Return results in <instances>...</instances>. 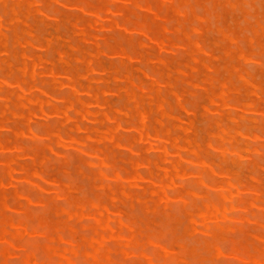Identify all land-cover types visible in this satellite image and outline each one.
Instances as JSON below:
<instances>
[{
    "label": "bare ground",
    "instance_id": "obj_1",
    "mask_svg": "<svg viewBox=\"0 0 264 264\" xmlns=\"http://www.w3.org/2000/svg\"><path fill=\"white\" fill-rule=\"evenodd\" d=\"M92 1L89 2V1H85V0H80V1L79 0L78 1L67 0L66 2L69 4L70 3H75V4L83 3L84 4L85 3L86 5L89 2V4L92 5V3H91ZM96 1L97 0H94L95 4H98V3H100V4L102 3V4L96 9V11H94L95 12L94 15L91 13H88L89 15L91 14V16H90V18H87V19L81 17L82 15L84 16L85 14H86L85 16H88L87 13L81 15V12H79L80 10H78V8L79 7L81 8V6H79L77 8V7H75L74 4L71 5L72 9H73V7L77 8L78 13H80L81 16H79L77 14L76 17L73 16L74 18L70 17V18L74 19V20H69L70 23L77 30V33H79L81 35L82 41H85V42L89 41L95 45V47H93V45H91L93 47V51H85V50H83L84 48H81L79 46L77 47L78 51H77V54L75 55V60L77 62L79 61V62L83 63L85 67L84 66H82V67L86 68L85 70H87L89 73H92V75L90 74L91 75L90 77H88V78L86 77L87 79L90 80V82L89 83L86 82L87 84L83 85L81 82L79 84L76 81H74V82H76V84L72 83V79H73L74 74H75V72L73 74V70L66 69L63 67L61 69V68H58L57 66H53V65L50 67L46 66L45 63L48 62L47 57H44V55L42 53L37 52V49H39V47L40 48L43 47L45 44L42 42L40 37L35 33L34 25L30 24L29 14H27V12L23 10V8H26L28 10V12L31 13V11L36 10L38 6L42 7L45 5V3H52V4L56 3L57 4V3H59L58 0H0V3L3 5H6L7 3H14V5L11 6V8H10L11 12L5 11L8 18H5L4 17L5 15L3 16L2 13H0V152L1 151H3V152L9 151V150H12V152H13L11 154L10 153L7 154L10 156L4 155V153H2L4 158H3V156L0 155V157H1L0 161H1V159H3L4 161L3 160L2 161L4 163L3 162L2 163L5 164L3 166L6 167V168H4V170L5 169L6 170H5V172L3 171V175H1V173H0V242H3L2 248L0 245V264H7L6 259L10 254V248L15 247V246L20 247L21 249H24L22 251H26V254L21 255L22 253H24L21 251L20 256L21 257L23 256V257L22 258L18 257L17 261L10 262L9 264H17V263L18 264H116L117 262H115V256H116V258H117V255L119 256V254H117L116 251H118V252L120 251L122 254H124L125 255L124 258H126V256H129V255H134L137 257V258L136 257L135 258L138 259L137 263H139V261H140V263H142V264H143V262H144V264H193L195 262V260L192 261L190 259L191 261H189L188 257H190V256H187V255H189L190 252L194 253L193 251L189 252V251H187L188 248H185V247L182 248V250H179L180 248L177 247L178 250H176L175 246H173V242L176 241V238L178 235V234H176V232H179V234H180V231H181V233L184 234V228H186V232H188L190 230V232H188L189 234L196 233V235H197V233L199 234L201 232H207L208 234L210 233V236L212 234V239H211V237L207 236V238H210L211 241L210 240L207 242H206V240L204 241V242H206V243H204L206 246H203L204 247V249L202 251L203 254H205L204 253L205 248L209 245V247H211L214 250V253H213L214 256L217 255L220 257L225 251H229L232 254V256L234 255L235 257L237 256L240 258L239 264H264V198L262 196L263 195L262 187L264 188V184H259V183H257V185L251 184V183H255L256 180L258 179V175L260 174L259 173L260 170L258 168H257L258 170H256L255 168H254V170H252V172H254V175H252V179L253 180L256 179V180H255V182L250 183L249 181H251V180L250 179L247 180L248 178H246V176L242 177L241 174H239V176H238L237 175L238 173L237 174L233 173V170L231 172L230 170H228L229 169L228 167H225V168H228V169H225L221 165L222 164L221 161L223 160V158H221V155H220V158L222 160H219L220 163L217 164L216 161H214L215 160L214 158L218 157L219 155L213 157L214 154H212V153H215V150H217L215 155L217 154L218 150L223 152V155L227 152H233L235 155L239 156L240 158H243V159L247 158L250 160V162H251V160H253V162H251V164L253 163L252 166L250 165L251 167H254V166L256 167V165H258L261 160H264V106L262 104L264 101V61L258 60L259 62H257L259 67H257L256 70L258 71V76L261 79L260 78L258 79L257 75H254L247 68H245V67L239 68L233 64L234 58H240V59H244V60L249 59V57L247 55L248 53L245 52V50L248 47L246 49H243L242 47H246V44L242 45V43H241L242 47L240 45V41L242 42L241 33H242V37L246 38L249 41L250 45L255 44L254 46H258L260 48V50H261L260 55L264 54V22L262 23L259 20L258 17H261L260 14H258L259 16L258 15H252L253 17H255V20L254 19L252 20V18L247 16V17H249V19L246 18L245 19L246 22L245 21L240 22L242 24L244 22L247 23L246 25H244V28H242L241 31L234 29L233 26H231L233 29H231L230 26L226 27V29L219 27L220 31L222 33V38H221V36H220V38H221V41L224 42L222 47H223V51L226 55L225 64L223 66L226 73H222L220 68L217 69V68L211 67L210 69L212 70V73L215 72L216 74H214V75L209 74L208 76H206L207 78L204 79L205 77L201 78V76H202L201 74L195 73L197 71L193 72L197 75H201V76H199L200 77V83L197 84V82H196L197 85L202 86V85H200L203 83V81H201V79H203L205 82L209 81L208 83L211 84V86L209 85L211 87V91H210L211 93L209 95H207L204 92V94L208 96V97L207 96L206 97L209 99V100L207 99L209 102H206V103H209V104H207V106L205 104L204 105L201 104V103H205L204 101H202L203 99L201 100L202 102L199 100V99H201V96L204 98L203 90L207 86L203 85V88H201L202 91L199 89V86H197L199 93L203 94V95L202 94L199 95L200 98L198 99V101L201 102V103H199V105H201V106L203 105V107L206 106L205 110H206V113L208 114L206 117H208L210 115L208 117L209 120L212 122H216V124H217V129H216V128H214L215 126H213V125H216L215 123H213V125H212L211 124L212 122L207 121V122H210L209 124L212 125L213 126L212 128H214L216 130V131H214L211 128V132H212L211 136L209 135L208 136V137H210L209 140H206V142L208 141L206 147H210L211 150L212 149L214 150L213 152L211 151L213 160H210L211 158H208V157H211V156L206 157L208 150L207 149L205 150V148L203 147V145H205V143H203L201 146L200 142L197 141V138L199 140V136L196 137L195 132H194V129L196 126L195 122H197V121L194 122V120L192 118L185 117V116H182V118L185 117V118H189V119L187 121H185L186 119L185 120L182 119L180 116L181 114H179V113H181V112H179L180 110H178V113H175V109H177V108L172 105L173 103L171 104V100L168 98L170 95L176 94V96H177L176 106L177 107L180 106V107H183L186 109L188 108V104L193 105V107L190 105L189 108H191V109L194 108L195 105L198 104V102H197V104L194 103L196 98L192 99L190 97V100L192 99L194 101H192V100H191L192 102L186 101L185 100L186 97H184V95L182 98L179 94L180 92L177 93V91H175L177 84H179L178 82L181 81L185 84L186 74H189L191 72L187 67H185L188 69V73H187L186 72L187 69L182 68V67H184V65L181 66L182 64H184V61H186L185 59H184L183 63L180 62V65L177 66L176 62L174 60L175 57L173 58L172 62L175 63L174 66L176 65V67H177V69L176 68L174 69V72L177 70L179 73L178 74L179 76H176V75L174 76L172 74L173 73L172 69H171L172 67L170 66L171 70L169 72H170V74H172L175 77L174 79L172 78L171 75H168L169 74L168 70H167V74H166V72L162 73V71H160L161 69L159 70V67L158 68L151 67V69H150L151 75H150L149 71L146 70L144 68V66L140 65L148 72V73H146V76H148V78H152V81L147 82V83L141 82L139 79L140 78L139 76H135L139 81L134 77L135 81L136 80L138 81V82H135L134 79L131 78V75L133 74L132 72L134 70H132V71H130L131 69L129 70L132 74L127 70H126L127 71L126 73H123L121 71L123 73L124 77L127 79V81L131 83V86L124 89L123 90L124 92H122V94H124L123 99L125 100V102L123 100H121V101H123L124 103L127 102L126 104H124V103L122 104V102H121V105H120L119 103H117L118 101H116V100H114L116 102L113 101L112 97H110L111 96L110 94L112 92H110V94H108V92L110 90L107 91L109 84L106 86L107 88L103 87L101 84H99V83L103 82V80H101L103 78L102 76H101L102 78L99 77V78H101L100 80L102 82L100 81L97 83V84L101 85L102 87L97 86V85L95 86L92 82L95 81V80L93 81V74L95 72H97V70L99 68L101 71L103 70L101 65H103L104 62L101 64L96 59L97 55L102 53V52L103 53L104 52H110V53L112 52L113 56L120 55L123 57H128L132 60H134L135 58H137L139 56H140L139 58H142L143 60H147V59H149V56H150V51L145 50L147 52L141 53L139 50L131 49L132 45H134V44L129 45L126 43L129 41L126 39V38L129 39V36L127 37L126 34H124L125 32L124 33L120 32L119 36L120 35L126 36V38H125L126 42L124 41V43H126V47L128 48V46H129L131 50H128V49L126 50L125 48L119 46L121 43L116 46V44L119 43V41L116 42L115 41L116 39H113V41L116 42L115 44H113L114 42L112 43L111 40H109L107 38L109 36L107 34H106L107 37L102 39L104 36L101 35V33H99V32L103 28L106 29L107 27H108L107 30L111 31V32H113L116 29L120 30V31H122V30L129 31L130 29H132V32L135 34V36H132L133 42H134V40L138 39L136 34L137 35L138 34L144 35L145 37H148L150 42L147 40L148 38H145V37L144 38H145L146 42L148 41L149 44L150 43L152 44V48H150V49H153V50L158 49L159 50V51L156 50V52H159L158 55H156V53H155L156 56L152 55L150 57L154 56L155 58H157V59L154 58L153 60H154V62H155V60H157L159 64L168 65L169 63H167V62L172 59V57L170 60H168L167 57H164L165 54H162L163 52H165V53L167 52L166 55L168 54L167 55L168 57H170V55H171V54L169 55V53L176 52V54H174V56L176 55L178 57L179 52H181L183 54V52H185V51L187 52L188 50L189 51L191 50L193 52L192 53L193 56H191V57H193V59L195 61V63L193 61V64H196L195 66H191L192 69L199 71L200 67H198V66L200 64H205V66H208V67L212 66L213 64L211 65V62L207 63L205 61L206 58L203 59L199 54L202 53V55H205L203 53H208L207 49H205L207 47H205V44H203V39L201 36V34H202L201 29L205 28L206 26H210L207 24H211V23L214 24L213 19H214L215 15L214 14L212 15L214 17L211 18L213 21V22L211 21V23H210V21L208 22V20H207V22H208L207 23L204 19L205 17L199 18L200 19V22H199L200 26L199 27H197V26L195 27L194 25H193L194 27L192 26L196 30V33H198V38L195 36L196 39H194V40L190 39L189 43L186 42V46L184 47L185 51L184 50L180 51V50H182V47H183L181 45V43L183 41L182 37H184V36H180V33H181L180 27L178 25L176 27L174 24V26H175V28H174L172 21L169 20L167 18V16L165 15L166 13L164 15L162 14L160 16L157 12L156 13L153 12V10L150 8V6H148L149 11H151V13L155 15V18L158 19L160 22L157 21L156 25L153 22L151 23L150 19H152L153 17L150 16L149 14H146L142 19L143 21L140 23L139 20L135 21V20H132V18H131L132 16H134L133 18H137V17H135L136 14L135 15L132 14V16L129 15V12H131V11L133 13L135 12L134 9L131 11H127L128 13L126 12L127 13L126 14L125 13L126 8L123 7V5L120 4L116 8L112 7V5H110L111 8H113V9H111V8H109L110 6L106 4V3H110V4L111 3H126V4L127 3L128 4L129 3H150V1H148V0H99L97 2ZM207 1H208V4L209 3H223V2L224 3H230L233 7H235L234 3H238V0H207ZM254 1L258 5L257 1L259 2L260 0H257V1L254 0ZM188 2L190 3V1H187V3ZM155 3H182L183 4L186 2H185V0H156ZM244 3L248 4V3H253V2H252V0H244ZM192 4H194V2ZM196 4H198V3H196ZM246 4H244V5L246 6ZM90 5H89V7L88 6L86 7L85 5L82 7L83 8L85 7L84 10H89L92 7V6L90 7ZM161 5H163V4H161ZM201 5H200V7H201ZM107 6H109V7H107ZM124 6H126V5L124 4ZM217 6H220V5H217ZM263 6H264V4H263ZM221 7H223V6L221 5L220 7H217V8H220V10H222ZM253 7L254 6H252L251 9ZM54 8H56V7H54ZM83 8H81V9H83ZM171 8L174 9L175 7L172 6ZM192 8H194V7H192ZM229 8H232V7H229ZM72 9H70V11ZM251 9H250V11H251ZM258 9L260 10L259 5H258ZM20 10H21V12L19 13ZM128 10H130V9H128ZM238 10H240V9H238ZM178 12L180 14V17H181V15H183V16L188 15V14H186L187 12L185 10L181 11L180 9H178ZM214 12L212 9V13H214ZM236 12H237V7H236ZM57 13H55V14H57ZM69 13L70 12H67V14H69ZM72 14L73 13H70V15H72ZM190 14L192 15V13H190ZM206 14H207V16H209L208 12L205 13V15ZM229 15H231V14H229ZM245 16H246V13H245ZM176 17H177V15H176ZM50 18H52V17H50ZM53 18H55V17L53 16ZM219 18H221V17H219ZM138 19H139V17H138ZM211 19H209V20H211ZM216 19H218V18L216 17ZM153 20H154V18H153ZM176 20L177 19L174 18L173 22L176 23L177 22ZM189 20H187V22ZM229 20H231V19H229ZM231 21H229V22H231ZM103 22L105 24H103ZM166 22L172 23L171 24L173 26V27H171L172 33H170V34L175 35V37H170L169 34L167 35V31L169 29H171L168 26H171V25H167L168 23H166ZM178 22L181 23V24H179L180 26L182 25V23L184 24V22H181L180 20ZM221 22H223L222 19H221ZM221 22H220V24H221ZM234 22L232 21L231 23L233 24ZM60 23H63V22L60 21ZM150 23L152 25L154 24L155 26H157V29L155 32L153 31L152 36H149L152 32L151 31L152 26L150 25ZM197 23H198V21H197ZM217 23L219 24V19H218ZM227 23H228V21H227ZM36 25L38 26L39 24L36 22ZM154 25H153V28H154ZM186 25H188V24L186 23ZM191 25H192V23H191ZM222 25H224V24H222ZM54 27H56V26H54ZM54 27H52V28H54ZM61 27H64V26L60 25V28ZM240 27L241 26L239 25V27H237V28L240 29ZM70 28H72V27H70ZM182 28H184V27H182ZM187 28L188 27H186V29ZM54 29H56V28H54ZM67 29H65V31L68 32L69 30H67ZM206 29H208V28H206ZM244 29L247 30V33H252V34L248 35V34L244 33L245 32ZM47 30H49V29H47ZM183 30L185 31V29H183ZM52 31L55 32V30H52ZM108 31H105V32H108ZM209 31H211V29ZM58 32H60V31L58 30ZM73 32H75V31H73ZM182 33H184V32H182ZM213 33H215V32H213ZM243 33L245 35H243ZM61 34L63 36V33L60 32V35ZM102 34H104V33L102 32ZM116 34H117L116 37H118V33H116ZM215 34L213 35V38H214ZM207 35H208V37L210 36L209 34H207ZM219 35H220V33H219ZM51 36H54V35L51 34ZM134 37H136V38H134ZM185 37H186V35H185ZM203 37H205V36H203ZM11 38H13V48H11V45L9 44L11 41L10 40ZM73 38L75 40V37H73ZM122 38L124 39V37H122ZM141 38H140L139 43H143V45H145V46L148 45L147 43L144 44L145 42H143L142 41L143 39L141 40ZM205 38L207 39V37H205ZM101 39H102L103 43H102ZM177 39H179V40L181 39L182 41L179 42V40H177ZM119 40H120V38H119ZM176 40L179 42L180 45L178 44V42ZM211 40H209V42ZM244 40H243V43H247ZM215 41L214 42L216 44L217 40H215ZM122 42H123V40H122ZM206 42H207V40H206ZM74 43L75 42H73V45H75ZM137 43L138 42H136V44ZM88 44H90V43H88ZM207 44H208V42H207ZM215 44L212 42L211 44H208V46L211 45V47H212V45H215ZM46 45L48 48H50V50L53 48V45H52L50 40H48ZM83 45H85V44H83ZM137 45L139 46V44H137ZM138 46H137V48H139ZM149 46H151V45H149ZM87 47H88V45H87ZM213 47H215V46H213ZM59 48H61V46ZM74 48H75V46H74ZM216 48H219V47L216 46ZM89 49H91V47H89ZM209 49H211V48H209ZM212 49L215 50L214 48H212ZM249 49H251V48H249ZM218 50H216V51H218ZM189 51H188V53H190ZM186 52H185V54H186ZM59 53L61 55V60L67 61L66 60L67 58L65 57V56H67L66 51L65 50L63 51L62 49H60ZM104 54H106V53H104ZM112 54H110V55H112ZM254 54H255V58L257 59L258 54L257 53H254ZM106 55L110 56L109 54H106ZM52 56H53V54H52ZM103 56H105V55H103ZM103 56L101 55V57H103ZM215 56L217 57V55H215ZM215 56H213V57H215ZM48 57H49V55H48ZM71 57L72 56H70L68 59H70ZM183 57H185V56H183ZM183 57H181V59ZM104 58H106V56ZM117 58H119V57H117ZM139 58H137L136 60H139ZM186 58H187V56H186ZM189 58L190 57H188V60H189ZM119 59H121V57ZM119 59H117L115 61L118 63L119 66H121V64H120L121 62L119 63ZM98 60H100V59H98ZM134 62H135V60H134ZM189 62L192 63V59ZM136 63H138V62L136 61ZM143 63H144V65L146 64V66H147L148 62L147 63L143 62ZM155 63L152 64L151 66L155 65ZM173 63H170V64H173ZM129 64L133 65V63H129ZM186 64H188V62H186L185 65ZM215 64H214V66L217 65V64L216 65ZM113 65L116 66V64H113ZM114 66H112V67H114ZM124 66H121V67H124ZM167 67L169 68V66H167ZM201 69H203V66ZM85 70H83V71H85ZM140 70H141V68H140ZM145 70H143V71L145 72ZM101 71H99V73H101ZM164 71H166V70H164ZM136 72H138V71H136ZM99 73H97V74L99 75ZM120 73H118V74H120ZM104 74H105V72L103 71V75ZM107 74H110V73H107ZM107 74H105V75H107ZM113 74H116V72H113ZM255 74H257V72ZM84 75H86V74L84 73ZM123 75H121V76L118 75L117 77H119V76L122 77ZM136 75H137V73H136ZM166 75H168V76L166 77ZM190 75H191V73H190ZM57 76H62L61 81L57 80V78H58ZM190 77L187 76V78H190ZM86 78L82 77V80L83 79L87 80ZM194 78H196V77L194 76V77H192V79L190 78L192 83H193L192 80H194ZM234 78L236 79V82H235ZM146 79L144 81H146ZM190 79H187V81H186V83H190V85L188 84L189 86L186 84V86L183 87L184 84L181 83L182 84L181 87L183 89L184 88L186 89L190 86L192 87V83L190 82ZM148 80H151V79H148ZM77 81H78V79H77ZM142 81H143V79H142ZM115 83H118V82H115ZM112 84H114L113 81H112ZM237 84L240 87L244 86L245 91H246L245 93L247 96L242 97L243 98L242 100H239L238 98L233 97L235 95V93L240 92V87ZM104 85H106V84H104ZM114 85H117V84H114ZM123 85H124V82H123ZM126 85H124V86H126ZM55 86H58L61 89L62 88L63 89L68 88V91L67 92L63 91V93L64 92L65 93L62 94L60 97L59 96L57 97V95H55V92L57 91L58 88L55 89L56 91L54 92ZM114 88L115 87L112 86L111 89L114 90ZM116 88H119V86ZM178 88H179V86L177 87L176 90L182 89V88H179V89ZM61 89L60 90L58 89L57 93L62 92ZM116 91L117 90L115 89L114 93L118 94ZM187 91H190L189 88ZM181 92L184 93L183 90H181ZM100 93L101 94L105 93V94L110 95L109 98H111L113 103H115V106L117 103L121 107L120 106L119 107H113V105L112 106L108 105L110 103L107 102V98L106 97L101 98ZM199 93H197V94H199ZM122 94H119L120 95L119 98H122L121 97ZM188 95H189V93L187 94V96ZM196 97L198 98V96H196ZM172 98H174V97L172 96ZM207 100H205V101H207ZM232 101L234 103H232ZM199 105H198V107H199ZM91 107L98 108V111H91L90 110ZM215 107H217V108H215ZM195 108H197V107H195ZM195 108L192 109V112L195 111ZM231 108L236 109L235 112H232V110H230ZM237 109H240L241 112H238ZM201 111L204 112V110H202V109H201ZM197 113H198V111H197ZM204 113H202V114H204ZM49 114L57 117L56 118L57 120H55L56 122H54V124L53 123L49 124L50 122L48 121L49 123H46V122L41 123L40 124L41 126L39 128L37 127V129H35L32 126L33 123H35L36 121H39L38 119L43 118V120L44 119L46 120L45 116L49 115ZM189 114H190V112H189ZM191 114H193V113H191ZM197 115H199V114H197ZM200 115H201V113H200ZM225 115H227V117L232 119L233 121L237 122L236 126H238L239 120H242V121L243 120H251L255 124L250 123L252 126L245 124V126L247 128L246 131H243L240 128H232L233 126L231 127V125L229 123L225 122L226 120L223 119V118H226ZM129 116H134V118L132 117V119L130 120ZM187 116H189V115H187ZM194 116H195V114H194ZM202 116H200L201 120H198V121H200V122L205 121V120H202V118H203ZM208 118H206V120ZM86 121L87 122L89 121L90 124L87 123ZM105 121L108 123H106V125L104 126L103 124L105 123ZM39 122H41V120ZM202 124H203V122H202ZM202 124H199V125H202ZM207 124H204V125H207ZM209 124H208V126H210ZM231 124H232V122H231ZM208 126H206V127L208 128ZM198 128H199V126L196 127L197 130H198ZM201 129H202V127H201ZM201 129H199V130H201ZM206 129H204L203 131L204 132L210 131V130H206ZM128 130L129 131L131 130L130 133H132V134H129V133L126 135L123 134L125 131L127 133ZM132 130H133V132H132ZM233 132L236 133L237 135L240 134L241 136H243L242 138L239 137L240 139L247 138L249 140H247L245 142V139H243L244 140V144H243L242 143L243 141L241 142L235 138ZM206 133H204V134H206ZM199 134H200V131H199ZM23 137L30 138L28 140L32 139L30 141V142L33 141L31 147L25 145V143L23 142V139H22ZM203 138H206V136L205 137L203 136ZM203 138H202V140H204ZM30 142H29V144H31ZM151 144H155V145L161 144L162 146H164V148H163V150H161L158 153L159 155H155L154 158H152V155H149L147 153V151H146L147 156L149 155L150 157L149 156L146 157L145 156L146 153L143 156V152L145 150H148V147H150ZM67 145L68 146L71 145L70 147H73L75 149V151L78 152V154H80V155L82 154L81 156H83V157H81L80 161L81 160H82V162L84 161V165H86V166L88 165V168H89V174L87 176H89L90 181L93 183V185L95 187H98L99 190L103 189L102 193H100V191H99V193L97 192L98 198L95 196L94 197L95 199H93V198L89 199L88 197H89L90 193H87V195L89 194L88 197H87V195H86V197L82 196V195H84L83 192H85V193L87 192V191H84L85 189L83 190L82 187L85 188L86 186L85 185L82 186L79 184H78V186H75L76 183L74 184L70 179L72 177L70 173L71 172L73 173V171H71V172L69 171L70 175L68 173H66L69 175L68 181H71V182H68L66 179H64L65 177L64 178L61 177V176H66V175H62V172H63L62 170L64 168L62 169L61 167L60 168L62 169L61 170L62 172L60 170H59V173L57 172L59 174V176L61 174V176H60L61 179L53 178L54 176L51 177L50 172H53V171L52 170L49 171V167L52 169L53 166H50V165L53 162L51 164H49V163L52 161L53 158L50 156V154H52L53 156L55 155V158L58 161L57 164L61 163L60 166H63L62 165L63 163H67V165L69 164L68 166H70L71 160H70V162L68 161V157H69L68 153H67V155L62 153V152H64L62 150L63 148L67 147V149H70V147H68ZM73 148H72V150H74ZM116 148H117V152L120 151V150H118V148H120V149H122V151L124 149L125 150L127 149V151L129 150V154L130 153L131 154L129 156L126 155L128 157H126L124 155L127 158V159H124V156L120 155L121 152L119 155H118V153L116 154L114 152V151H116V150H114ZM76 149H78L80 151H77ZM87 149H88V151H87ZM48 150L50 152H47ZM85 150L87 153L90 152V156H92V154H94L92 157L96 156L97 159H96V157H94V158L98 161V163L88 160L89 155H86V153L84 152ZM124 152L126 153V151H124ZM124 152H123V154H124ZM83 153H85V154H83ZM205 153H206V155H204ZM246 153L248 156L245 155ZM115 154H116V156L118 155L117 156L118 160H116L117 157H115ZM255 154L259 155V157H255V159H254V158H252V156ZM76 155H77V153H76ZM5 156H7L8 158H6ZM86 156H87V158H86ZM119 156H123V158H121ZM71 158H73V157H71ZM120 158H121V161L127 160L124 163L129 164V166H130L129 169L126 168V167H129L128 165L124 164V165H126V167H124L123 165L121 166V164H123V163L119 164L121 162ZM230 158L232 160V157H230ZM247 159H245V160L247 161ZM28 160H31V163H33L34 166H32ZM117 161H120V162L118 163ZM246 161L241 162V163L245 164ZM139 162L142 163L143 168L141 170H139L137 167V164ZM160 163L163 164V171L160 172L163 174H161V175H159V172H158V174L156 173V171H157L156 169H154V171L156 170L155 172L152 170L153 168L151 169V167H154L153 165H156L158 167ZM187 163L188 164L189 163L194 164V167L192 168ZM57 164H55V165H57ZM74 164H75V162L73 163V165ZM242 164H240V166H237L238 168L241 167V171L243 170L242 166H241ZM245 165H247V163ZM14 166H16L18 168V173L22 174L21 178H24V179L30 181V183H32V185L34 184V186L36 183L37 195L31 197L30 196L31 194L28 193L29 196L27 197L25 193H27L28 191L27 192L25 191V193L22 192V190H20V189H16L14 192L11 191L12 181H13L11 173H12V170L14 169L13 168ZM57 166H55V167H57ZM68 166H67V168H68ZM79 166H77V168ZM258 167H261V165H258ZM60 168H56V169H60ZM79 168H81V166ZM85 168H87V167H85ZM247 168H249V167H247ZM56 169H55L54 173L56 172ZM74 169H75V167H74ZM231 169H233V167ZM65 170H66V168H65ZM83 170L84 169H82V175L81 174L80 175L82 177L87 178V176H86L87 170H86V173L84 171L85 175L83 174ZM239 170H240V168L238 169V171ZM244 170H246V168ZM66 171L68 172V169ZM57 173H56V175H57ZM74 173L76 175L78 172H74ZM247 174H250V173H247ZM52 175H54V174H52ZM80 175H79V177H80ZM215 175H222V177L224 176V179L217 180V179H215ZM73 177H74V175H73ZM79 177H78V179L80 180L82 177L81 178H79ZM180 177H182L183 179H179ZM240 177H242L243 180H245V178H246L247 183L249 182L250 185L245 184L246 182L244 183L240 179ZM85 178H83L85 180V182H86V180H89V179H85ZM74 179H77V178H74ZM106 180L109 181V183ZM110 180H116L119 183L112 184L111 182H113V181L110 182ZM21 181H23V180H21ZM90 181H88L89 185L91 183ZM76 182H78V181H76ZM148 182H149V185H147V184L144 185V183H148ZM16 183L20 184L22 182H20V180H19ZM79 183H80V181H79ZM260 183H262V182H260ZM93 185L92 184L90 185L91 190H95L92 188ZM113 185H117V186L114 187ZM258 185H263V186H258ZM48 186H50V187L52 186L53 191L51 190L52 191V192H50L51 194H48V196H47V194L45 193V190L50 188ZM78 187H79V189H82V190H79ZM214 187L219 188V189L216 191V193H213V195H214V197H213V196H211L210 190ZM88 188H90V187H88ZM91 190H89V191L91 193L93 192L92 194H94V191H91ZM138 190L139 191L141 190V191L139 192ZM81 191H83L81 195H79V193L77 194V192H81ZM142 191H144L146 194L147 193L149 194L148 197L150 196V200L141 202V200H144L143 197H141L143 199L139 198L140 197L139 195L141 194ZM10 193L15 198V202L13 203V205L10 203L11 201H9V200L13 199L12 195H10L11 198H8ZM146 194L143 193L142 195L146 196ZM93 196H91V197H93ZM233 196H234L235 200L227 206L225 204V201L228 198L233 197ZM136 197H137V199H136ZM148 197H146V200ZM51 199L52 200L58 199V201H59V199L60 200L62 199L66 202V204H57V201L56 202L54 201V203L57 204L55 206H51L48 204L49 208L54 207L55 212L57 214H59V216H56L57 215L56 214V215H54V217L56 216L57 219H59L58 217L61 216V218L59 220H57L56 222H54L53 224H51V223L55 218H53L51 220V222L49 221L50 220V218H49V220H48L49 223L47 222V220H45V218L39 219L38 223H32V222H35L34 220H36V218H34V216H33L34 220L32 218V214H35V213H33L35 210L30 211V209L27 207L28 203H27V205H25L24 202L25 201H27L29 203L31 202V205L29 204L31 207H33L35 202L40 203L39 207L41 208V204L47 205L48 201ZM129 199L131 200V202H133L132 201L133 199H134V201H135V199L140 200V202L138 204H142L143 212L146 211L145 218L147 216V213H149L151 215L153 213V214H155V216H157V215L159 216L160 211H161V213H163V212L166 213V214L163 213L164 214L163 216L166 215V218L164 217L167 220V221H165V224L169 225L168 226L169 228H171V227H170V222L168 219H170L169 217L173 212L168 211L169 214L171 213L169 215L167 213V209L171 205H174L175 200H176V203L177 202L181 203V205L179 204L181 207L177 204V206H179V209L176 210L177 208H174V210H176L177 212L179 211V213H180V211H182V209L185 210V212L187 211L188 214L185 216L183 215V216L185 217L184 220L188 216V221L186 219V222L187 223L189 222V223H188V225L185 224L186 226H184L183 228L181 226H183L184 224L181 223L182 225H180V229H179L180 231L178 230V227H177V230H175L173 232L170 229L167 230V231H170V233H168V234H173L175 232L174 235L176 236V238H174V241L171 243V245L164 246L161 244L162 240L159 239V237H161L162 235L165 236V234H166L165 230L167 228L165 227L166 228V229L164 228L165 230H163V228H161V230H163L162 232H160L162 235L160 233L159 234L161 236L158 235V232H156V230H155L156 228L154 227L155 228L154 229L153 226H149V225H152L153 223H157L158 217H157V221H156L155 220L156 218L154 215H153L154 218L152 217L153 219L151 218L150 215H148L150 217L149 218L147 217L148 219L146 220V222L144 220L145 223L143 222L144 223L143 225L145 226L147 221L151 218L153 223L151 222V224H148L146 226V229H147V227H150V228L152 227V229H154V233L151 230L152 231L151 235H149L150 233L148 231V235L147 236L144 235V236H146L147 239L140 242L139 238L142 240L143 234L144 233L146 234V232H147L146 229H145L146 232L145 231L142 232L145 227H143L142 231L141 230L139 231V228L140 227L142 228L143 225H142V223L141 224L137 223L138 222L137 220L141 221L142 217L138 218V217H140V215H139L138 217L136 216L137 217L136 218L134 216V214L131 213L132 211H130V212L126 211L127 209L125 207L124 208L126 210L122 209L121 207H120L121 210H118L119 209L118 205H116L117 207L115 206L116 203L117 204L119 203V205H120V203H124V206H126L125 202H127ZM198 201H201L202 203L199 204ZM131 202H129V203L127 202L128 206L131 204ZM60 203H62V202H60ZM135 203H137V202H134V204ZM138 204H136L135 206H138ZM36 205L37 204L35 203V206ZM120 206H122V204ZM139 206L141 207V205H139ZM42 207L44 208L45 205ZM130 207H132V206L130 205ZM130 207H129V209H131ZM107 208L108 209H112V208L116 209L117 208V211H115L116 212L115 218L113 219V221H111V223H110V221H107V218L105 217V214H104V212ZM136 208H139V207H136ZM136 208L134 207V208H132V210L136 209ZM172 208H173V206H172ZM180 208H182V209L180 210ZM139 209L141 210V208H139ZM9 210H11L12 213H9L10 212ZM54 210H53V214H54ZM43 211H45V210H43ZM139 211H138V213H139ZM232 211H234L235 213H233ZM13 212L14 213L21 212L23 214V216L20 218V216H15ZM36 212H39V211L37 210ZM143 212H142V214H143ZM182 212H183V214H185L184 211H182ZM53 214H52V216H53ZM140 214H141V212H140ZM180 214L182 215V213H180ZM43 215H44V212L42 213L41 217ZM232 215H235L234 218L236 219V222L231 223L230 225L229 224L222 225L223 223H221V222L223 221V219L228 218L229 216H232ZM163 216H159V217H161V218H159V220L163 219ZM171 216H175V215L173 214ZM178 216L179 215H176L174 217V219H173V217H171V219L174 220L175 223H177L179 220L182 221L181 218L176 219V217H178ZM35 217H37V214H35ZM82 218H86V219L89 218V222H87V224H88V227L91 228L90 230H93V234H90V237H89V235L87 236L84 234V236H87V238L85 237L84 240L82 242H80L82 239L79 240L74 231L71 234L68 233L69 235H64L63 232H64L65 227H67V226L69 227L71 225V222L74 221L75 219L77 221L78 219H82ZM145 218H143V219H145ZM90 219H92V223H91ZM30 220H33V221L31 222ZM37 220H38V218H37ZM150 220L148 221V223H150ZM172 220H170V221H172ZM184 220L182 222H185ZM167 222H169V224ZM232 222H234V221H232ZM249 222H252L251 224H253L254 226L252 225L253 227H251L253 229V232L252 233L247 232V234L250 233V235H249L250 237H251V235H253L254 239H253V237H251L252 238L251 239V238H248V236H247V238L251 240V241H249L245 238L246 235L245 236L242 235V237L245 238L246 240H244L243 238L241 239L243 243H248V245L247 244L245 246L242 245V247H241L240 244H242V243H240L241 242L240 239L236 238L235 236L233 238L234 239L236 238L237 241L239 242V244L236 241L232 242V238L230 241L232 243H230V242L228 243L226 241V240H229L226 238H228L229 236L232 237V235L230 234L231 232L235 233V232H238V230H239L240 232L246 234L245 231H246L247 227L249 226ZM217 223H218V225H217ZM247 223H248V226H246ZM138 224L142 225V226L138 227ZM171 224H173V223H171ZM251 224H250V226H251ZM160 225H161L160 223L157 224L158 227ZM212 225H214V228ZM154 226H156V225L154 224ZM83 227H85V226L83 225L82 228ZM158 227H157V229L160 228V227L159 228ZM172 227H175V226H172ZM173 229H175V228H172V230ZM161 230L159 229L158 231H161ZM66 232H67V230H66ZM141 232L143 234H139V235H142L139 237L137 234L141 233ZM238 234H240V233L238 232ZM35 235H39V236L42 235L45 237V238H43L41 236L43 239H45V241L43 243H41V245L44 244L43 246H41V245L38 246L31 239L26 238V236L35 237ZM186 235L187 234H185L184 236H182V235L181 236L178 235V236L181 238H183V237L187 238V236L190 237V235H187V236ZM196 235H194V237ZM54 236H56V238H53ZM164 236H162V239L165 238ZM179 237L177 238V241H176L177 243L175 242L174 245H176V244L178 245L181 243V240L178 241ZM97 238L100 240L112 238L116 241L115 245H113V247L114 246L115 247L110 248V247H108L109 245L107 247L101 246ZM202 238L200 240H202ZM63 239H65L68 242V243L66 242L67 247L64 246L66 248H64L62 246ZM197 239L198 238H196V239L194 238L193 240L197 241ZM191 240H192V236H191ZM221 240H223L225 243L227 242V247H229L228 250H225L226 246L225 247L221 246L222 245ZM253 240H254L255 244L253 245L251 243V245H253L251 248V245L249 246V243L253 242ZM255 240L257 241V243L255 242ZM144 241H147V242H145L146 244L148 243V244H152L153 246H156L155 250H158V251H154V254L148 256L147 258L145 257V256H147V254L145 253V249L147 247H145L144 250H142V249L140 250V248L137 247L139 243H144ZM188 241H189V243H188ZM244 241H247V242H244ZM186 242L188 244L193 243V241L190 242L189 238L187 239ZM186 242H184L185 246L188 245ZM224 242H222V243H224ZM4 243H5V245H4ZM182 243L180 244V246L182 245ZM146 244H144V246ZM163 244H165V243L163 242ZM199 244H198L197 248L202 247V246H199ZM33 245L38 246V248L37 247L32 248ZM195 245H197V244H194V246ZM200 245H202V244H200ZM5 246H7V247H5ZM141 246L143 248V245H141ZM148 246H150V245H148ZM157 246H158V248H157ZM194 246H193V248H194ZM188 247H189V250H191L190 245ZM209 247H207L209 249L208 251H210ZM197 248L195 246V248H194L195 252H196ZM40 249L43 250L44 254H41ZM213 250L210 251L211 255H212ZM208 251H206V253H208V255L206 254L207 256L210 255V252H208ZM112 253L115 254L114 258L112 256ZM122 254H121V256H123ZM200 254L203 255L201 252H199V254H197V255L199 256ZM194 255H195V253H194ZM197 255H195V256H197ZM201 255H200V257H201ZM195 256L193 258H195ZM82 257L85 258V263H83L81 261ZM19 258L21 260H19ZM202 258H204V257H201L200 259H202ZM210 258H211V256H210ZM214 258H212V259H214ZM132 259H133V262L136 260V259H134V257ZM132 259L130 261H132ZM205 260H207L208 264H215L213 262H216L215 260L214 261L212 260L213 262L211 261L212 262L211 263V262H209V259H207V258ZM197 261H199L198 258H197ZM202 261L203 260H201L200 262L202 263ZM133 262L131 264H133ZM135 262H134V264H137ZM195 263H197V262H195ZM122 264H125V263H122Z\"/></svg>",
    "mask_w": 264,
    "mask_h": 264
},
{
    "label": "rangeland",
    "instance_id": "obj_2",
    "mask_svg": "<svg viewBox=\"0 0 264 264\" xmlns=\"http://www.w3.org/2000/svg\"><path fill=\"white\" fill-rule=\"evenodd\" d=\"M67 0H58V2L59 3H45V5L44 6H38L37 7V9L36 10H33V11H31V13H29L28 12V10L26 9V8H23V10L24 11H26L27 12V14H29V17H30V24H32V25H34V31H35V33L40 37V39L42 40V42L45 44L43 47H39V49H37V52L38 53H42L43 55H44V57H47V60H48V62L47 63H45L46 64V66H57L58 68H61L62 69V67L63 68H66V69H70V70H73V74H74V72H75V74H74V77H73V79H72V83H74V84H76V82L77 83H79L80 84V82L83 84V85H86L87 83L86 82H90V80L89 79H87L88 77H90L91 75H92V73H89L87 70H85L86 68H84L85 66H84V64L83 63H81V62H77L76 60H75V55L77 54V51H78V46L79 47H81V48H84L83 50H85V51H93V47H95V45L93 44V43H91V42H85V41H82L81 40V35L79 34V33H77V30L74 28V26L70 23V21L69 20H74V19H72V18H74V17H76L77 16V14L79 15V16H81L82 14H85V13H91V14H93L94 15V11H96V9L102 4H100V3H98V4H95V2H94V0L92 1V0H85V1H92L91 3H92V5H90L89 4V2L87 3V5L84 3H81V4H75V3H67L66 2ZM70 1H75V0H70ZM76 1H78V0H76ZM80 1V0H79ZM97 1H99V0H97ZM96 1V2H97ZM148 1H150V3H106L107 5H112V7H117L118 5H123V7H125L126 9H125V13L127 12V11H131V10H133L134 9V13L131 11V12H129V15L130 16H132V14H136V16L135 17H137V18H133L134 16H132L131 18H132V20H135V21H138L139 20V22L141 23L143 20V17L146 15V14H149L150 16H152L153 18H154V20H153V18L152 19H150V21H151V23L153 22V23H155V25L157 24V21H159L158 19H156L155 18V15L154 14H152L151 13V11H149V9H148V6H150V8L153 10V12H157L160 16L163 14H165L166 16H167V18L169 19V20H171L172 21V23H173V26H174V24H175V26L177 27V25L180 27V29H181V33H180V36H184V37H182V40L180 39H177V40H179V42H181L182 41V43H181V45L183 46L182 47V50H180V51H183L184 50V47L186 46V42L187 43H189L190 42V39H192V40H194V39H196V37L198 38V33H196V30L193 28L194 26L196 27H199L200 25H199V22H200V19L199 18H204L205 19V21L207 22V20H208V22L210 21V23H211V21H212V19L211 18H213L214 16H212L213 14L215 15V17H214V19H213V21H214V24H207V25H210V26H206L205 28H202L201 29V31H202V34H201V36H202V39H203V44H205V47H207V48H205V49H207V52L208 53H203V54H205V55H202V53H200L199 55L203 58V59H205V61L207 62V63H210L211 62V65L212 66H210V67H208V66H205V64H200L198 67H200L199 69L205 74H203L200 70V72L198 71V70H194V69H192L191 68V66H195L196 64H193V61H194V59H193V57H191V56H193V52L190 50H188L190 53H188V51L186 52L185 50V52H186V54H185V52H183V54L181 53V52H179V58L175 55L174 56V54H176V52H173V53H169V55H170V57H168L167 55H166V53L165 52H163L162 54H165V56L164 57H167L168 58V60H170L171 59V57H172V59L170 60V61H168L167 63H169L168 65H162V64H159L158 63V61L157 60H155V62H154V56H156V55H158V53L159 52H156V50H158V49H150V48H152V44L150 43L149 44V42H150V40H149V38L148 37H145L144 35H137L136 34V36H137V38L139 39H137V40H134V42L132 41V36H135V34L132 32V29H130L129 31H127V30H122V31H120V30H114L113 32H111V31H108L107 29H108V27L106 28V29H102L99 33H101V35H103L104 37L102 38V39H104L105 37H107V35H109L107 38L109 39V40H111V42L113 43V44H115L117 41H119V43H117L116 44V46L118 45V44H120L119 46H121V47H123V48H125L126 50L128 49V50H131V49H136V50H139L141 53H145V52H147V51H150V56H152V55H154L153 57H150L149 56V59H147V60H143L142 58H139V57H137V58H139V60H136L137 58H135L134 60H135V62H134V60H132V59H130V58H128V57H123V56H120V55H116L117 57H121V59H119V58H117L116 56H113V54H112V52L110 53V52H104V53H106V54H112V55H110V56H107L106 54H104L103 52L102 53H100V54H98L97 55V57H96V59H97V61L99 62V63H103V65H101L102 66V71L100 70V68L97 70V72H95L94 74H93V81L94 82H92L95 86L97 85V86H100V87H106L108 84V89H107V91H109L108 92V94H110V92H112L110 95H108V94H105V93H100V97L101 98H103V97H106L107 98V102L108 103H110V104H108V105H110V106H112L113 105V107H119L120 105H121V102H122V104L125 102V100L123 99V95L124 94H122V92H124L123 90L124 89H126V88H128V87H130L131 86V83L130 82H128L127 81V79L124 77V75H123V73H126L127 71H129L130 69V71H132V70H134L131 74V78L132 79H134V81H135V76H139L138 78L140 79V81L141 82H150V81H152V78H148V76H146V73H148L146 70H148L149 71V73L151 72V67H156V68H158L159 67V70L160 71H162V73H164V72H166V74H167V70H168V72L172 69V74L175 76H179L178 74V71L176 70L175 72H174V69L176 68L177 69V67H176V65L178 66V65H180V62H182L183 63V61H184V59L186 60V61H184V64H182L181 66H183L184 65V67H182V68H184V69H189L190 71V73H191V75H190V73L189 74H186V78H185V80L187 81V79H192V77H196V78H194V80H192L193 81V83L191 82V79H190V82L192 83V87L190 86V87H188L189 88V90L190 91H187L188 90V88H182L181 86H182V84H184L183 82H181V81H179L178 83L180 84H177V87L179 86V88H182V89H179V90H176L177 89V87H176V89H175V91H177V93H179L180 94V96L183 98V95H184V97H186L185 98V100L186 101H191L193 98L195 99V101L194 100H192V101H194V103H196L197 104V102H198V104L197 105H195V107H197V108H195V111L194 112H192V109H194V108H189L190 107V105L193 107V105L192 104H188V108L186 109V108H183V107H177L176 106V101H177V96H176V94H172V95H170L168 98L171 100V104L173 105V106H175L177 109H175V113H178V110H180L179 112H181V113H179V114H181L180 116H181V118H182V116H185V117H190V118H192L193 120H194V122L195 121H197V122H195L196 123V126H195V129H194V132H195V135H196V137L197 136H199V140H198V138H197V141L198 142H200V144H201V146H202V144L203 143H205V145H203V147L205 148V150L207 149L208 151H207V155H206V153L204 154V155H206V157H208V156H211V157H208V158H211L210 160H213L212 159V154H214L213 155V157H215V156H218V157H215L214 159V161H216V163L218 164V163H220V161L219 160H222L221 158H223V162L225 163H223L222 161H221V165L225 168V167H228V168H225V169H228V170H230L231 172H232V170H233V173H235V174H237L238 176H239V174H241L242 175V177H245L246 176V178H248L247 180H251V181H249L250 183L251 182H255V180L256 179H252V175H254V172H252V170H254V168L256 169V170H260V174L258 175V179L256 180V182L255 183H251V184H255V185H257V183H259V184H264V160H261L260 161V163L258 164V165H261V167H258V165H256V167L254 166V167H251L252 166V164H251V162H253V160H251V162H250V160L249 159H247V158H240L239 156H237V155H235L233 152H227V153H225L224 155H223V152H221V151H219L218 150V152H217V154L215 155V153H216V151L217 150H215V153H212L214 150L212 149L211 150V148L210 147H206L207 146V142H206V140H209V138L210 137H208L209 135L211 136V128L213 127V126H215L214 128H216L217 129V124H216V122H212V121H210L209 120V116L208 117H206L208 114L206 113V110H205V108H206V106H207V104H209V103H206V102H209L208 100V96L207 95H209L211 92V84L210 83H208L209 81H204L203 79H201V81H203V83L202 84H200V85H202V86H199V85H197V84H199L200 83V77L199 76H201V78H204V79H206L207 77L206 76H208L209 74H216L215 72H213L212 73V70L210 69L211 67L212 68H220V70H221V72L222 73H226V71H225V69L223 68V66H224V64H225V59H226V55H225V53H224V51H223V47H222V45L224 44V42L223 41H221V38H222V33H221V31H220V28H224V29H226V27H228V26H233V28L234 29H236V30H238V31H241L242 30V28H244V25H246L247 23H245L246 21H245V19L246 18H248L249 19V17L250 18H252V20L254 19L255 20V17H253L252 15H258V14H260V16L261 17H258L259 18V20L263 23L264 22V6H263V4H264V0H260L259 2L257 1V3H258V5H259V8H260V10L258 9V5L255 3V1L254 0H252V2L253 3H248V4H246V3H244V0H238V3H234V6L235 7H233L230 3H209L208 4V1L207 0H185V2L187 3V1H190V3L188 4H186V3H155L156 2V0H148ZM194 2V4H192ZM198 3V4H196V3ZM262 4H261V3ZM75 5V7H79V6H81V8H83L82 6H88L89 7V5H90V9L89 10H84L85 9V7L83 8V9H81L80 7L78 8V10H80L79 12H81V15H80V13H78V10H77V8H75V7H73V9H72V6L71 5ZM89 4V5H88ZM124 4L126 5V6H124ZM161 4H163V5H161ZM165 4V5H164ZM170 4V5H169ZM202 4V5H201ZM244 4H246V6L244 5ZM14 5V3H7L6 5H3V4H1L0 3V13H2V15L5 17V18H8V16H7V14L5 13V11H8V12H11V6H13ZM191 5V6H190ZM200 5H201V7H200ZM217 5H222L223 7H221V9L222 10H220V8H217V7H220V6H217ZM63 6V7H62ZM69 6V7H68ZM109 6H107V7H109ZM172 6H174L175 8L173 9V8H171ZM197 6V7H196ZM199 6V7H198ZM216 6V7H215ZM228 6V7H227ZM248 6V7H247ZM252 6H254L252 9H251V7ZM262 6V7H261ZM54 7H56V8H54ZM68 7V8H67ZM132 7V8H131ZM192 7H194V8H192ZM211 9H210V8ZM229 7H232V8H229ZM236 7H237V12H236ZM240 7V8H239ZM250 7V8H249ZM43 8V9H42ZM46 8V9H45ZM75 8V9H74ZM109 8H111V6L109 7ZM197 8V9H196ZM200 8V9H199ZM207 10H206V9ZM248 8V9H247ZM26 9V10H25ZM70 9H72L71 11H70ZM111 9H113V8H111ZM128 9H130V10H128ZM178 9H180L181 11H186L187 13L186 14H188V15H181V17H180V14H179V12H178ZM212 9H213V12L214 13H212ZM238 9H240V10H238ZM250 9H251V11H250ZM263 9V10H262ZM55 10V11H54ZM84 10V11H83ZM115 10V9H114ZM195 12H194V11ZM206 10V11H205ZM225 10V11H224ZM253 10V11H252ZM53 11V12H52ZM86 11V12H85ZM163 13H162V12ZM199 13H198V12ZM217 11V12H216ZM232 11V12H231ZM234 11V12H233ZM256 11V12H255ZM21 12V10L19 11V13ZM37 14H36V13ZM58 12V13H57ZM67 12H70V13H73L72 15H70V13L69 14H67ZM138 14H137V13ZM208 12V14H209V16H207V14L205 15V13H207ZM210 12V13H209ZM231 12V13H230ZM42 13V14H41ZM45 13V14H44ZM55 13H57V14H55ZM128 13V12H127ZM126 13V14H127ZM140 13V14H139ZM190 13H192V15L190 14ZM245 13H246V16H245ZM47 14V15H46ZM67 14V15H66ZM91 14L89 15L88 14V16H81V17H83V18H90V16H91ZM228 14V15H227ZM229 14H231V15H229ZM262 14V15H261ZM92 15V16H93ZM170 15V16H169ZM174 15V16H173ZM176 15H177V17H176ZM195 15V16H194ZM224 17H223V16ZM236 15V16H235ZM243 15V16H242ZM53 16L55 17V18H53ZM74 16V17H73ZM200 16V17H199ZM212 16V17H211ZM230 16V17H229ZM247 16H249V17H247ZM36 17V18H35ZM50 17H52V18H50ZM61 17V18H60ZM63 17V18H62ZM70 17H72V18H70ZM119 17V16H118ZM138 17H139V19H138ZM192 17V18H191ZM207 17V18H206ZM216 17L219 19V24H220V22H221V19H222V21L223 22H221V24L219 25L218 23H217V21H218V19H216ZM219 17H221V18H219ZM171 18V19H170ZM173 18V19H172ZM174 18H176L177 20V22L176 23H174L173 21H174ZM195 20H194V19ZM237 18V19H236ZM38 19V20H37ZM137 19V20H136ZM190 19V20H189ZM192 19V20H191ZM209 19H211V20H209ZM229 19H231L234 23L232 24L231 22V20H229ZM236 19V20H235ZM141 20V21H140ZM181 21V22H184V24L182 23V27H184V28H182L179 24H181V23H179L178 21ZM187 20H189L188 22H187ZM52 21V22H51ZM56 21V22H55ZM60 21L61 22H63V23H60ZM170 21V22H171ZM186 21V22H185ZM192 21V22H191ZM197 21H198V23H197ZM212 21V22H213ZM227 21H228V23H227ZM229 21H231V22H229ZM243 21H245L243 24L242 23H240V22H243ZM36 22L39 24L38 26L36 25ZM65 22V23H64ZM68 22V23H67ZM160 22V21H159ZM170 22H166V23H168L167 25H171L172 23H170ZM207 22V23H208ZM50 23V24H49ZM67 23V24H66ZM150 23V25L152 26L151 27V34L149 35V36H152V33H153V31L155 32L156 31V29H157V26H155L154 24V28H153V25ZM186 23L188 24V25H186ZM191 23H192V25H191ZM103 24H105L104 22H103ZM222 24H224V25H222ZM242 24V25H241ZM60 25L61 26H64V27H61L60 28ZM66 25V26H65ZM107 25V24H106ZM194 25V26H193ZM237 27H239V25L241 26L240 27V29L239 28H237ZM54 26H56V27H54ZM172 25L171 26H168L169 28H171V27H173ZM175 26H174V28H175ZM191 26V27H190ZM193 26V27H192ZM224 26V27H223ZM235 26V27H234ZM52 27H54V28H56V29H54V28H52ZM66 27V28H65ZM69 27V28H68ZM70 27H72V28H70ZM186 27H188L187 29H186ZM220 27V28H219ZM68 28V29H67ZM206 28H208V29H206ZM232 27H231V29H233ZM40 29V30H39ZM47 29H49V30H47ZM65 29H67V30H69L68 32L67 31H65ZM183 29H185V31L183 30ZM211 29V31H209ZM217 29V30H216ZM52 30H55V32H53ZM58 30L61 32V33H63V36H62V34L60 35V32H58ZM171 30H172V28L171 29H169L168 31H167V35L169 34L170 35V37H175V35H172V34H170V33H172L171 32ZM215 30V31H214ZM63 31V32H62ZM73 31H75V32H73ZM105 31H108V32H105ZM208 33H207V32ZM245 31V32H244ZM244 33H246V34H248V35H251L252 33H247V30H245L244 29ZM250 31V30H249ZM58 32V33H57ZM65 32V33H64ZM102 32L104 33V34H102ZM110 32V33H109ZM118 33V37H116L117 36V34L116 33ZM120 32H122V33H124V34H126V36L128 37L129 36V39L128 38H126V36L125 35H120L119 36V33ZM182 32H184V33H182ZM195 32V33H194ZM213 32H215V33H213ZM218 32V33H217ZM251 32V31H250ZM68 33V34H67ZM193 33V34H192ZM219 33H220V35H219ZM243 33V35H245ZM51 34L52 35H54V36H51ZM67 36H66V35ZM107 34V35H106ZM131 34V35H130ZM174 34V33H173ZM207 34H209L210 36L208 37V35ZM212 34V35H211ZM215 34V36H214V38H213V35ZM46 35V36H45ZM65 35V36H64ZM100 35V36H101ZM185 35H186V37H185ZM219 35V36H218ZM114 36V37H113ZM124 37V39L122 38V37ZM143 36V37H142ZM196 36V37H195ZM203 36H205V37H207V39L205 38V37H203ZM220 36H221V38H220ZM73 37H75V40H74V38ZM142 37V38H141ZM148 38L147 40L149 41H145V38ZM194 37V38H193ZM218 37V38H217ZM67 38V39H66ZM119 38H120V40H119ZM125 38L127 39V40H129L128 42H126L125 41ZM134 38H136V37H134ZM140 38H141V40L143 41V42H145L144 44H148V45H143V43H139V41H140ZM102 39H101V41H102ZM113 39H116L115 41H113ZM207 40V42H208V44H211L212 42L215 44V40H217V43L215 44V45H212V47H211V45L210 46H208V44H207V42H206V40ZM212 39V40H211ZM241 39H242V42L240 41V45H241V43H242V45L244 44H246V47H242V45H241V47L243 48V49H246L247 47V49L245 50V52L246 53H248L247 55H248V57H249V59H247V60H244V59H240V58H234V60H233V64L234 65H236L237 67H239V68H242V67H245V68H247L250 72H252L254 75H257V77H258V79L260 78L259 76H258V71L256 70L257 69V67H259L258 66V63L257 62H259V61H264V54L263 55H260V53H261V50H260V48L258 47V46H254L255 44H253V45H250V43H249V41L246 39V38H244V37H242V33H241ZM245 39V40H244ZM11 41H10V45H11V48H13V38H11L10 39ZM48 40H50L51 41V43H52V45H53V48L50 50V48H48L47 47V42H48ZM122 40H123V42H122ZM176 40V41H177ZM209 40H211L210 42H209ZM219 40V41H218ZM243 40L245 41V42H247V43H243ZM79 41V42H78ZM81 41V42H80ZM100 41V42H101ZM124 41L127 43V44H129V45H132V44H134V45H132V47H131V49H130V47L128 46V48L126 47V43H124ZM215 41V42H214ZM55 42V43H54ZM73 42H75L74 44L75 45H73ZM83 42V43H82ZM132 42V43H131ZM136 42H138L137 44H139V46L136 44ZM178 42V41H177ZM179 42H178V44H179ZM88 43H90V44H88ZM102 43H103V41H102ZM131 43V44H130ZM83 44H85V45H83ZM87 45H88V47H87ZM91 45H93V47L91 46ZM149 45H151V46H149ZM180 45V44H179ZM61 46V48H59V47ZM74 46H75V48H74ZM118 46V47H119ZM137 46L140 48H137ZM213 46H215V47H213ZM216 46H218L219 48H216ZM45 47V48H44ZM89 47H91V49H89ZM64 48V49H63ZM144 48V49H143ZM154 48V47H153ZM209 48H211V49H209ZM212 48H214L215 50H213ZM249 48H251V49H249ZM60 49H62L63 51L65 50L66 51V54H67V56H65L67 59V61H62L61 60V55H60V53H59V50ZM219 49V50H218ZM53 50V51H52ZM145 50H147V51H145ZM216 50H218V51H216ZM58 51V52H57ZM159 51V50H158ZM130 52V51H129ZM138 52V51H137ZM211 52V53H210ZM217 52V53H216ZM45 53V54H44ZM56 53V54H55ZM155 53H156V55H155ZM210 53V54H209ZM254 53H257L256 55H257V59L255 58V54ZM52 54H53V56H52ZM48 55H49V57H48ZM56 55V56H55ZM101 55L103 56V55H105L106 56V58H104L105 56H103V57H101ZM215 56V55H217V57L215 56V57H213V56ZM58 56V57H57ZM70 56H72L70 59H68ZM183 56H185V57H183ZM186 56H187V58H186ZM259 56V57H258ZM57 57V58H56ZM114 57V58H113ZM175 57V58H174ZM181 57H183L182 59H181ZM188 57H190L189 58V60H188ZM252 57V58H251ZM113 58V59H112ZM119 59V63L121 64V66H124V67H121V66H119L118 65V63L115 61V60H117V59ZM173 58H174V60H175V62H176V65L174 66V64L175 63H173L172 61H173ZM178 58V59H177ZM98 59H100V60H98ZM128 59V60H127ZM155 59H157V58H155ZM191 59H192V63L191 62H189V61H191ZM253 59V60H252ZM263 59V60H262ZM121 60V61H120ZM167 60V59H166ZM178 60V61H177ZM208 60V61H207ZM212 60V61H211ZM259 60V61H258ZM129 63H133V65H131V64H129ZM136 61L138 62V63H136ZM142 62V63H141ZM143 62H148L147 63V66H146V64L144 65V63ZM179 62V63H178ZM186 62H188V64H186L185 65V63ZM155 63V65H153V66H151L152 64H154ZM158 63V64H157ZM170 63H173V64H170ZM194 63H195V61H194ZM217 65H216V64ZM110 64V65H109ZM113 64H116V66H114ZM128 66H127V65ZM214 64L216 65V66H214ZM257 64V65H256ZM140 65H142V66H144V68L146 69H144L142 66H140ZM150 65V66H149ZM158 65V66H157ZM82 66H84V67H82ZM109 66V67H108ZM112 66H114V67H112ZM166 66V67H165ZM167 66H169V68L167 67ZM172 68H171V67ZM202 66H203V69H201L202 68ZM214 66V67H213ZM117 67V68H116ZM119 67V68H118ZM185 67H187V68H185ZM82 68V69H81ZM84 68V69H83ZM124 70H122V69ZM134 68V69H133ZM137 68V69H136ZM140 68H141V70L143 69V70H145V72L142 70H140ZM149 68V69H148ZM171 68V69H170ZM188 69L186 70V72L188 73ZM83 70H85V71H83ZM106 70V71H105ZM110 70V71H109ZM127 70V71H126ZM164 70H166V71H164ZM256 70V71H255ZM99 71H101V73H99ZM103 71L105 72V74H107V73H110V74H107V75H103ZM123 73H122V72ZM136 71H138V72H136ZM195 71H197V72H195ZM113 72H116V74H113ZM120 73V74H118V73ZM177 72V73H176ZM193 72H195V73H199V74H201V75H197V74H195V73H193ZM257 72V74H255ZM84 73L86 74V75H84ZM97 73H99V75L97 74ZM136 73H137V75H136ZM176 73V74H175ZM83 74V75H82ZM91 74V75H90ZM101 74V75H100ZM139 74V75H138ZM143 74V75H142ZM172 74H170V72H169V74L168 75H171L172 76V78L174 79L175 77L172 75ZM118 75H123L122 77H117ZM148 75V74H147ZM150 75H151V73H150ZM164 75V74H163ZM168 75H166V77L168 76ZM197 75V76H196ZM77 76V77H76ZM103 78H102V77ZM165 76V75H164ZM187 76L188 77H190V78H187ZM58 78H57V80H59V81H61V78H62V76H57ZM76 77V78H75ZM82 77L83 78H86L87 80H82ZM96 77V78H95ZM99 77H101V78H99ZM115 77V78H114ZM118 79H117V78ZM135 77V78H134ZM151 77V76H150ZM107 78V79H106ZM147 78V79H146ZM77 79H78V81H77ZM103 80V82L101 81V80ZM105 79V80H104ZM120 79V80H119ZM137 79V78H136ZM142 79H143V81H142ZM146 79V81H144ZM148 79H151V80H148ZM261 79V78H260ZM108 80V81H107ZM138 80V79H137ZM135 81V82H138V81ZM198 80V81H197ZM234 80H235V82H236V79L234 78ZM74 81H76V82H74ZM102 82V83H99V84H101V85H99V84H97L98 82ZM112 81L114 82V84H117V85H114V84H112ZM186 81H185V84H184V86L183 87H185L186 86V84L188 85H190V83H186ZM189 81V80H188ZM96 82V83H95ZM105 82V83H104ZM115 82H118V83H115ZM122 82V83H121ZM123 82H124V85H126V86H124L123 85ZM195 82V83H194ZM196 82H197V84H196ZM126 83V84H125ZM182 83V84H181ZM104 84H106V85H104ZM78 85V84H77ZM188 85V86H189ZM203 85L205 86H207V87H205L204 88V90H203V94H204V92L207 94V95H203L202 93H199V90H198V87L197 86H199V89L201 90V88H203ZM210 85V86H209ZM238 85V84H237ZM112 86L113 87H115L114 88V90H112L111 88H112ZM119 86V88H116V87H118ZM210 88H209V87ZM239 86V85H238ZM240 87V86H239ZM61 89L60 87H58V86H55L54 87V92L56 91L55 89ZM107 88V87H106ZM58 89H57V91H58ZM63 89V88H62ZM61 89V91L62 92H58L57 93V91L55 92V95H57V97L59 96H61L62 94H64L65 92H67L68 91V88H64L63 90ZM115 89L117 90L116 92L118 93V94H115L114 93V91H115ZM119 89V90H118ZM122 89V90H121ZM195 89V90H194ZM112 90V91H111ZM181 90H183V92L184 93H182L181 92ZM63 91H65L64 93H63ZM194 91V92H193ZM202 91V90H201ZM200 91V92H201ZM207 91V92H206ZM246 91H245V88H244V86H241L240 87V92L239 93H235V95L233 96L234 98L236 97V98H238L239 100H242L243 98L242 97H246L247 95H246V93H245ZM57 93V94H56ZM107 93V92H106ZM189 93V95L187 96V94ZM197 93H199V94H197ZM119 94H122L121 95V97L122 98H119ZM186 94V95H185ZM200 94H202L203 96H204V98L201 96V99H199L200 97H199V95ZM105 95V96H104ZM113 95V96H112ZM195 95V96H194ZM109 96L110 97H112V99H113V101L114 100H116V101H118L117 103H119V104H117L116 103V106H115V103H113V101L111 100V98H109ZM172 96L174 97V98H172ZM196 96H198V98L196 97ZM207 96V97H206ZM56 97V98H57ZM118 97V98H117ZM176 97V98H175ZM190 97L192 98L191 100H190ZM206 97V98H205ZM198 99L201 101L202 99V101H204L205 103H201V102H199L198 101ZM208 99V100H207ZM121 100H123V101H121ZM205 100H207V101H205ZM112 101V102H111ZM116 101H114V102H116ZM191 101V102H192ZM127 103V102H126ZM126 103H124V104H126ZM199 103H201V104H205L206 106H204L203 107V105L201 106V105H199ZM232 103H234L233 101H232ZM263 106H264V101H263ZM118 105V106H117ZM154 105V104H153ZM152 105V106H153ZM198 105H199V107H198ZM121 107V106H120ZM202 110H204V112H202L201 111V109ZM215 108H217V107H215ZM199 109V110H198ZM90 110L91 111H98V108H94V107H91L90 108ZM190 112V114H189V112ZM198 111V113H197V111ZM230 110H232V112H235V110L236 109H233V108H231ZM238 110V112H241V110L240 109H237ZM201 111V112H200ZM186 114H185V113ZM191 113H193V114H191ZM200 113H201V115H200ZM202 113H204V114H202ZM178 114V115H179ZM194 114H195V116H194ZM197 114H199V115H197ZM187 115H189V116H187ZM197 115V116H196ZM203 115V116H202ZM200 116H202L203 118H202V120H205V121H202L203 122V124H202V122H200V121H198V120H201L200 118ZM226 116V118H223L224 120H226L225 122H227V123H229L230 125H231V127L232 128H240L241 130H243V131H246L247 130V128H246V126H245V124H247V125H249V126H252L251 124L253 123V124H255L253 121H251V120H239V123H238V126H236L237 124V122H235V121H233L232 119H230V118H228L227 117V115H225ZM46 117V120L44 119L43 120V118L42 119H38L39 121L41 120V122H39V121H36L35 123H33L32 124V126L35 128V129H37V127L39 128L41 125V123H49V124H54V122H56L55 120H57L56 118V116H54V115H46L45 116ZM131 117V118H130ZM132 117L134 118V116H129V119L131 120L132 119ZM185 117H183L182 119H186L185 121H187L189 118H185ZM208 118L207 120H206V118ZM197 118V119H196ZM43 120V121H42ZM49 121V122H48ZM107 121V120H106ZM105 121V123L103 124L104 126L106 125V123H108V122H106ZM207 121H210V122H212L211 124L213 125V123H215L216 125H210L209 123L210 122H207ZM251 121V122H250ZM87 122V121H86ZM206 122V123H205ZM231 122H232V124H231ZM38 123V124H37ZM87 123H89L90 124V122L88 121ZM198 123V124H197ZM210 125V126H208V124ZM251 123V124H250ZM199 124H202V125H199ZM204 124H207V125H204ZM240 124V125H239ZM103 126V127H104ZM199 126V128H198V130L199 129H201V127H202V129L201 130H199L200 131V134H199V131L196 129V127H198ZM201 126V127H200ZM206 126H208V128L206 127ZM206 129V130H210V131H206V132H204L203 130L204 129ZM210 128V129H209ZM214 128H212L214 131H216ZM243 128V129H242ZM212 130V131H213ZM131 131V130H130ZM130 131L128 130V132L126 133V131L123 133V134H132V133H130ZM213 131V132H214ZM132 132H133V130H132ZM235 132V131H234ZM233 132V134H234V136H235V138L236 139H238L239 141H243L242 143L244 144V140L243 139H245V142L247 141V140H249V139H247V138H243V139H240L239 137H243V136H241L240 134L239 135H237L236 133H234ZM204 133H206V134H204ZM204 134V135H203ZM237 135V136H236ZM203 136L205 137L206 136V138H203ZM202 138L204 139V140H202ZM23 139V142L25 143V145L26 146H32V143H33V141L32 142H30L31 140H28V139H30V138H28V137H23L22 138ZM26 141H25V140ZM201 139V140H200ZM203 141V142H202ZM29 142L31 143V144H29ZM68 146V145H67ZM71 146V145H70ZM70 146H68V147H70ZM72 148L73 147H70V149H67V147H65V148H63L62 150L64 151V152H62V153H64V154H66L67 155V153H68V161L70 162V160H71V163H70V166H68L67 165V163H63L62 165L63 166H60L61 165V163H58L57 164V159L55 158V155L53 156L52 154H50V156L53 158L52 159V161L49 163V164H51L52 162V164L50 165V166H53L52 167V169L49 167V171L50 170H52L53 172H50V174H51V177H53V178H57V179H61L60 178V176H61V174H60V176H59V170L61 171L63 168V172L65 173H63L62 171V175H66V176H61L62 178H64V179H66L67 181L69 180L68 179V176L71 174V176L73 177V175H74V177L72 178L71 176V181L75 184V186H78V184L79 185H85L86 187L84 188V187H82V189L84 190V191H87L86 193L85 192H83V191H81V192H77V194L79 193V195H81L82 194V192H83V194L84 195H82V196H85L86 197V195H87V193H90V195H89V197H88V195H87V197L89 198V199H91V198H93V199H95L94 197L96 196L97 198H98V193H99V191H100V193H102L103 192V189L102 190H99V188L98 187H95L94 185H93V183L90 181V179H89V176H87L88 174H89V168H88V165L86 166V165H84V161L82 162V160L80 161V159H81V157H83V156H81L80 154H78V152H76L75 151V149L74 150H72ZM163 148H164V146H162L161 144H159V145H155V144H151V146L150 147H148V150H145L144 152H143V156L145 155V153H146V151H147V153L149 154V155H152V158H154L155 157V155H159L158 153L161 151V150H163ZM71 150V151H70ZM77 151H80V150H78V149H76ZM114 150H116V151H114L116 154L118 153V155L120 154V152H121V154L120 155H130L129 154V150L127 151V149L125 150H123L122 151V149H120V148H118V150H120V151H118L117 152V148L116 149H114ZM46 151V150H45ZM87 151H88V149H87ZM90 151V150H89ZM124 151H126V153L124 152ZM210 151V152H209ZM212 151V152H211ZM47 152H50L49 150L47 151ZM85 153H86V155H89L88 156V160H90V161H93V162H96V163H98V161L96 160L97 159V157L96 156H94V157H96V159L94 158V157H92L94 154H92V156H90V152L89 153H87L86 152V150L84 151ZM123 152H124V154H123ZM2 153H4V155H7L8 153H13L12 152V150H9V151H1L0 152V155L1 156H3V154ZM72 153V154H71ZM76 153H77V155H76ZM85 153H83V154H85ZM147 153H146V157H148L147 156ZM212 153V154H211ZM116 154H115V157H117L116 156ZM211 154V155H210ZM13 155V154H12ZM72 155V156H71ZM220 155H221V158H220ZM246 156H248L247 155V153L245 154ZM7 156H10V155H7ZM7 156H5L6 158H8ZM78 158H77V157ZM80 156V157H79ZM123 156H119V157H121V158H123ZM124 156V159H127L126 157H128V156H126L125 157ZM71 157H73V158H71ZM150 157V156H149ZM230 157H232V160H231V158ZM255 157H259V155H253L252 156V158H254L255 159ZM1 158V157H0ZM3 158H4V156H3ZM77 158V159H76ZM86 158H87V156H86ZM121 158H120V161H121ZM220 158V159H219ZM76 159V160H75ZM244 161H243V160ZM245 159H247V161L245 160ZM3 159H1V163H0V173H1V175H3V171L5 172V170H4V168H6L5 166H3V165H5V164H3L4 162V160L2 161ZM99 160V159H98ZM116 160H118V157H117V159ZM242 160V161H241ZM29 161V163L32 165V166H34V164L33 163H31V160H28ZM120 161H117L118 163L120 162ZM127 161V160H126ZM126 161H124V160H122L119 164H121V163H123V164H121V166L123 165L124 167H126V165H128L129 166V164L128 163H124V162H126ZM230 161V162H229ZM245 162L246 161V163H247V165H245V164H242L241 162ZM3 162V163H2ZM75 162V164L73 165V163ZM82 162V163H81ZM79 163V164H78ZM262 163V164H261ZM55 164H57V165H55ZM75 167V169H74V167L72 166V165ZM77 164V165H76ZM118 164V165H119ZM124 164H126V165H124ZM188 164V163H187ZM240 164H242L241 166H242V171L244 172H242L241 171V167H239L240 168V172L238 171V167L237 166H240ZM249 164V165H248ZM57 166V167H55V166ZM76 165V166H75ZM81 166V168H79L80 166ZM188 165H190L192 168L194 167V164H188ZM251 165V166H250ZM263 165V166H262ZM38 166V165H37ZM67 166H68V168H67ZM72 166V167H71ZM77 166H79L78 168H77ZM120 166V165H119ZM154 167H151V169L154 171V169H156L155 171H156V173L158 174V172H159V175H161V174H163V173H160V172H162L163 171V164H159V166L157 167L156 165H153ZM156 166V167H155ZM62 169H61V168ZM72 169H71V168ZM84 167V168H83ZM85 167H87V168H85ZM137 167H138V169L139 170H141L143 167H142V163H138L137 164ZM233 167V169H231ZM237 167V168H236ZM247 167H249V168H247ZM14 169L12 170V173H11V176H12V178H13V181H12V187H11V191L12 192H14L16 189H20V190H22V192H24L25 193V191L27 192V193H25L26 194V196L28 197L29 195H28V193H30L31 195V197H33V196H35V195H37V191H36V183H35V186H34V184L32 185V183H30V181H28V180H26V179H24V178H21V175L22 174H19L18 173V168L16 167V166H14L13 167ZM56 168H60V169H56ZM65 168H66V170L68 169V172L65 170ZM70 168V169H69ZM126 168H130V166L129 167H126ZM236 168V169H235ZM246 168V170H244ZM253 168V169H252ZM258 168V169H257ZM55 169H56V172L54 173V171H55ZM82 169H84L83 170V174L85 175V173H86V170H87V173H86V176H87V178H85V177H82L81 175H82ZM58 170V171H57ZM66 172H65V171ZM71 171H73V173L70 172ZM81 171V172H80ZM84 171H85V173H84ZM154 171V172H155ZM226 171V170H225ZM263 171V172H262ZM58 172V173H57ZM74 172H80L79 174L77 173L76 175H75V173ZM56 173H57V175H56ZM66 173H70L69 175L68 174H66ZM247 173H250V174H247ZM252 173V174H251ZM52 174H54V175H52ZM81 174V175H80ZM245 174V175H244ZM263 174V175H262ZM79 175H80V177H79ZM83 175V176H84ZM240 175V176H241ZM249 177H248V176ZM262 175V176H261ZM56 176V177H55ZM78 177L79 178H81L80 180L78 179ZM218 177V178H217ZM242 177H240V179L245 183V184H248V185H250V183L248 182L247 183V181H246V178H245V180H243L242 179ZM251 177V178H250ZM74 178H77V179H74ZM83 178H85V179H89V180H86V182H85V180L83 179ZM74 179V180H73ZM179 179H183L182 177H180ZM215 179H217V180H222V179H224V176L222 177V175H215ZM20 180V182H22V183H16L17 181H19ZM21 180H23V181H21ZM65 181V180H64ZM71 181H68V182H71ZM76 181H78V182H76ZM79 181H80V183H79ZM88 181H90L91 183H90V185L92 184L93 185V189H95V190H91V186L89 185V182ZM107 181V180H106ZM111 181H113V182H111ZM262 182V183H260V182ZM83 182V183H82ZM108 183H109V181H107ZM110 182L112 183V184H117V183H119L118 181H116V180H110ZM146 182V181H145ZM34 183V182H33ZM41 183V182H40ZM38 184V183H37ZM145 184H147V185H149V182L148 183H144V185ZM34 186V187H33ZM114 187H116L117 185H113ZM258 186H263V185H258ZM48 187H50V186H48ZM80 187V186H79ZM79 187H78V189H79ZM88 187H90V188H88ZM35 188V189H34ZM47 188V187H46ZM53 187L51 186L49 189H46L45 190V193L47 194V196H48V194H51L50 192H52L53 190ZM82 189H79V190H82ZM101 189V188H100ZM219 188H216V187H214V188H212L210 191H211V196H213L214 197V195H213V193H216V191L218 190ZM34 190V191H33ZM52 190V191H51ZM89 190H91V191H94V194H92ZM262 190H263V198H264V188L262 187ZM139 191V190H138ZM141 191V190H140ZM139 191V192H140ZM98 192V193H97ZM146 194L144 191H142L141 192V194L139 195L140 197V199H143L144 198V200H141V202L142 201H148V200H150V196L148 197V193L146 194V196L145 195H142V194ZM10 195H12L11 193L9 194V196H8V198H11V196ZM94 195V196H93ZM91 196H93V197H91ZM141 197H143V198H141ZM146 197H148L147 198V200H146ZM12 198L13 199H11V200H9V201H11L10 203L13 205V203L15 202V198H14V196L12 195ZM138 198V199H139ZM131 199V198H130ZM129 199V200H130ZM136 199H137V197H136ZM135 199V201H134V199L132 200L133 202H131V200L129 201H127L128 203L129 202H131V206L132 207H130V205L128 206V203L127 202H125V204H126V206H124V203H120V205L122 204V206H120L119 205V203L117 204H115V206L116 205H118V210H121V208L122 209H125L126 211H132L131 213L132 214H134V216L136 217H138L139 215H140V217H138V218H141V221L140 220H137L138 222L137 223H139V224H141L142 223V225L146 222V220L151 216V218L153 217V215L155 216V214H153L152 213V215L151 214H149V213H147V216H146V218H145V214H146V211L145 212H143V210H142V204H138L139 202H140V200H136ZM14 200V201H13ZM52 200V199H51ZM49 200L48 201V203H47V205L46 204H44L45 205V207L43 208L42 206H44L43 204H41V208L39 207L40 205V203H37V202H35L37 205L35 206V203H34V205H33V207H31L30 205H31V202L29 203V202H27V201H25L24 203H25V205H27V203H28V205H27V207L30 209V211H32V210H35L33 213H35V214H37V217H35V214H32V218H33V216H34V218H36V220H34V218H33V220L35 221V222H32L33 220H30L32 223H38V221H39V219H43V218H45V220H47V222L49 223V221L51 222V220L53 219V218H55L53 221H52V223L51 224H53L54 222H56L57 220H59L60 218H61V216L60 217H58L59 219H57V217L56 216H59V214H57L56 212H55V210H54V207H50L49 208V205H51V206H55V205H57V204H66V202L64 201V200H60L59 199V201H58V199L56 200ZM200 200V199H199ZM235 200V198H234V196L233 197H230V198H228L226 201H225V204L228 206L230 203H232L233 201ZM13 201V202H12ZM51 201V202H50ZM54 201L56 202L57 201V204H55L54 203ZM161 201V200H160ZM178 201V200H177ZM60 202H62V203H60ZM134 202H137V203H135L134 204ZM199 202V204L200 203H202L201 201H198ZM30 204V205H29ZM49 204V205H48ZM134 204V205H133ZM136 204H138V206H135ZM177 204L179 205H181V203L180 202H177L176 203V200H175V203H174V205H171L168 209H167V213L169 214V212H173L171 215H179L178 217H176V219L178 218H181L182 219V221L184 220V216L185 215H187L188 213H187V211L185 212V210H183L182 208H180V210L182 209V211H184L185 212V214H183V212L182 211H180V213H182V215L179 213V211L177 212L176 210H178L179 209V206H177ZM139 205H141V207L139 206ZM30 206V207H29ZM36 208H35V207ZM48 206V207H47ZM128 206V207H127ZM136 208V207H139V208H141V210L139 209V208H136V209H133L132 210V208H134V207ZM172 206H173V208H172ZM47 207V208H46ZM117 207V206H116ZM121 207V208H120ZM125 207V208H124ZM129 207L131 208V209H129ZM181 207V206H180ZM174 208H177L176 210H174ZM39 211V212H36L37 210ZM45 210V211H43V210ZM47 209V210H46ZM115 208H112V209H106L105 210V212H104V214H105V217L107 218V221H110V223H111V221H113V219L115 218V214H116V212L115 211H117V208L114 210ZM140 211H139V210ZM170 209V210H169ZM258 209V208H257ZM51 210V211H50ZM53 210H54V214H53ZM124 210V211H125ZM10 211V212H9ZM8 212L9 213H12V211L11 210H9ZM44 212V217L42 216L41 217V215H42V213ZM49 211V212H48ZM138 211H139V213H138ZM169 211V212H168ZM176 211V212H175ZM49 214H48V213ZM140 212H141V214H140ZM142 212H143V214H142ZM176 214H175V213ZM233 213H235L234 211H232ZM14 213V212H13ZM164 213V212H163ZM161 213V211H160V214H159V216H163L164 214H166V213ZM22 213L21 212H16V213H14V215L15 216H20V218L23 216V214L21 215ZM48 214V215H47ZM52 214H53V216H52ZM57 214V215H56ZM169 214V215H170ZM54 215H56L55 217H54ZM143 215V216H142ZM148 215H150V216H148ZM170 215V219H168L169 220V222H170V227L171 228H169L168 226L169 225H166L165 224V221H167L165 218H166V215L165 216H163V219H160L159 220V218H161V217H159L158 215L157 216H155V220L157 221V217H158V222L157 223H153V221H152V219L154 218H150L149 220H150V223H148V221H147V223H146V225L144 226H142V225H139L138 224V227H140V226H142V228L140 229L139 228V231L141 230L142 231V229H143V227H145L144 229H143V231L142 232H144L145 231V229H146V226L148 225V224H151V222L153 223L152 225H149V226H153V228L156 230V232H158V235H160L161 233L160 232H162L163 230H165L166 228V234H165V236L164 235H162V236H164L165 238H163L162 239V236L161 237H159V239H161L162 241V245H164V246H168V245H171V243L174 241V238H176V236L174 235V233L173 234H168V233H170V231H167V230H171L172 232L173 231H175V230H177V227H178V230L180 229V225H182V224H184L183 226H181L182 228L184 227V226H186L185 224H187L188 225V223L186 222V219H187V221H188V216L186 217V219L184 220L185 222H182L181 220H179L177 223H175V221L174 220H172L171 219V217H173V219H174V217L175 216H171ZM184 215V216H183ZM183 218H182V217ZM136 217V218H137ZM148 217V218H147ZM165 217V218H164ZM235 217V215H232V216H229L228 218H225V219H223V221L221 222V223H223L222 225H225V224H231V223H235L236 222V219L234 218ZM31 218V219H32ZM37 218H38V220H37ZM49 218H50V220H49ZM143 218H145V219H143ZM165 219V220H164ZM175 219V220H176ZM49 220V221H48ZM91 220V223H92V219H90ZM144 220H145V222H144ZM154 220V221H155ZM164 220V221H163ZM170 220H172V221H170ZM155 221V222H156ZM163 221V222H162ZM181 221V222H180ZM232 221H234V222H232ZM87 222H89V218H82V219H78L77 221H76V219L74 220V221H72L71 222V225L68 227H65V229H64V235H69L68 233H72L73 231L76 233V236H77V238L79 239V240H81L80 242H82L83 240H84V238L86 237L87 238V236L89 235V237H90V234H93V230H90L91 228L90 227H88V224H87ZM144 222V223H143ZM169 222H167L168 224H169ZM180 222V223H179ZM80 223V224H79ZM84 223V224H83ZM158 223H160L161 225L158 227L157 226V224ZM171 223H173V224H171ZM182 223V224H181ZM220 223V224H221ZM252 222H249V226H248V223H247V225L246 226H248L247 227V229H246V231H245V233L246 234H244V233H242V232H240L239 230H238V232L240 233V234H238V232H235V233H233V232H231L230 234L232 235V237L231 236H229L228 238H226V239H229V240H226L228 243L231 241V238H232V242L233 241H236V242H238L237 241V239L236 238H238V239H240V243H242V244H240L241 245V247H242V245H248V243H243L242 242V235H246V239L247 240H249V241H251L250 239H248V238H251V237H253V235H251V237L249 236L250 235V233H252L253 232V229L251 228V227H253L254 225L253 224H251ZM79 224V225H78ZM154 224L156 225V226H154ZM163 224V225H162ZM215 224V223H214ZM250 224H251V226H250ZM85 226V227H83L82 228V226ZM179 225V226H178ZM217 225H218V223H217ZM253 225V226H252ZM172 226H175V227H172ZM213 226V228H214V225H212ZM87 227V228H86ZM157 227L161 230V228H163V230H161V231H158L159 229H157ZM166 227V228H165ZM69 230H68V229ZM150 230H149V229ZM165 228V229H164ZM172 228H175V229H173L172 230ZM181 228V229H182ZM249 228V229H248ZM154 229H152V227L150 228V227H147V229H146V234L144 233H138L137 235L140 237V236H142V235H139V234H143V239L141 240L139 237V240H140V242H142L143 240H146L147 238H146V236L148 235V231H149V235H151V232L153 231V233H154ZM66 230H67V232H66ZM152 230V231H151ZM83 231V232H82ZM164 231V232H165ZM180 231V230H179ZM138 232V231H137ZM183 232V231H182ZM188 232H190V230L188 231ZM188 232H186V228H184V234H182L181 233V231H180V234L182 235V236H184L185 234H187V235H190V237L189 236H187V238L185 239L184 237V239L183 238H181V237H179V236H181L180 234H179V232H176V234H178L177 235V238L179 237V239H178V241H180L181 240V243H182V245L180 246V244H176V245H174V243L177 241V238H176V241L175 242H173V246H175V248H176V250H178V248H180L179 250H182V248H188L187 249V251H193L194 253H195V255H197V254H199V252H201L202 254H203V249H204V247L203 246H206L204 243H206L207 241H211V239H212V234H211V236H210V233L208 234L207 232H201V233H197V235H196V233H192V234H189ZM247 232H250V233H248L247 234ZM67 233V234H66ZM87 233V234H86ZM152 233V234H153ZM160 233V234H159ZM233 233V234H232ZM237 233V234H236ZM84 234L85 235H87V236H84ZM144 235H146V236H144ZM174 235V236H173ZM194 235H196L195 237H194ZM37 236V237H36ZM42 236V235H41ZM39 236V235H35V237H32V236H26V238L27 239H31L33 242H35V244H37L38 246L39 245H41V243H43L44 241H45V239H43V238H45L44 236ZM191 236H192V240H191ZM204 236V237H203ZM207 236L208 237H211V239L210 238H207ZM236 237L235 239L233 238V237ZM238 236V237H237ZM247 236H248V238H247ZM83 237V238H82ZM88 237V238H89ZM145 237V238H144ZM203 237V238H202ZM240 237V238H239ZM53 238H56V236H54ZM181 238V239H180ZM189 238V240H190V242H192L193 241V243L192 244H188L189 243V241H188V243L186 242L187 241V239ZM196 239V238H198L197 239V241H195V240H193V239ZM202 238V240H200ZM245 238H243L244 240H246ZM98 239V238H97ZM252 239V238H251ZM253 239H254V237H253ZM43 240V241H42ZM78 240V241H79ZM183 240V241H182ZM206 240V242H204ZM224 240V239H223ZM223 240H221V246H223V247H225V250H228V248L229 247H227V242L225 243ZM98 241H99V243H100V245L101 246H108V247H110V248H112L113 247V245H115V240L114 239H112V238H107V239H104V240H100V239H98ZM67 241L65 240V239H63V242H62V246L64 247V246H66V244L68 243H66ZM145 242H147V241H144V243H139L138 244V248H140V250L142 249V250H144V248L145 247H147L146 249H145V253L147 254V256H145L146 258L148 257V256H150V255H152V254H154V251H158V250H155L156 249V246H153L152 244H146ZM163 242L165 243V244H163ZM184 242H186L188 245H186L185 246V244H184ZM201 242V243H200ZM222 242H224V243H222ZM232 242H230V243H232ZM244 242H247V241H244ZM255 242L257 243V241L255 240ZM1 244V248H2V246H3V242H0ZM170 243V244H169ZM177 243V242H176ZM202 244V245H200V244ZM251 243L254 245L255 243H254V240H253V242H250L249 243V246L251 245ZM144 244H146L145 246H144ZM194 244H197V245H195L196 246V248L198 247V244H199V246H202L200 249L199 248H197V250H196V252H195V246H194ZM238 244H239V242H238ZM4 245H5V243H4ZM44 245V244H43ZM43 245H41V246H43ZM141 245H143V248H142V246ZM148 245H150V246H148ZM152 245V246H151ZM190 245V249L191 250H189V246ZM230 245V244H229ZM253 245H251V248H252V246ZM38 246H35V245H33L32 246V248H35V247H37L38 248ZM193 246H194V248H193ZM243 246V247H244ZM5 247H7V246H5ZM67 247V246H66ZM66 247H64V248H66ZM115 247V246H114ZM113 247V248H114ZM160 247V246H159ZM178 247V248H177ZM192 247V248H191ZM207 247H209V245L207 246ZM205 248V251H204V253L205 254H203V255H201V257H204V258H202V259H200L201 257H200V255L198 256H195L194 255V253H192V252H190L189 253V255H187V256H190V257H188V259H189V261H193V260H195V262H197V263H193V264H206L207 263V260H205L206 258L207 259H209V262H211L212 260L214 261H216V262H213V263H217V264H239L240 263V258L239 257H235L234 255L232 256V254L229 252V251H225L220 257L219 256H214L213 255V253H214V250L211 248V247H209L210 248V251L211 250H213V252H212V255L215 257H213L212 255H211V252L210 251H208L209 249L208 248ZM157 248H158V246H157ZM160 249V248H159ZM207 249V250H206ZM22 250H24V249H21L20 247H17V246H15V247H12V248H10V254H9V256L7 257V259H6V261H7V264H9L10 262H15V261H17L18 259V257H21L20 256V254H21V251ZM139 250V249H138ZM139 250V251H140ZM201 250V251H200ZM114 251V250H113ZM112 251V252H113ZM198 251V252H197ZM206 251H208V252H210V255L209 256H207L208 255V253H206ZM22 252H24V253H22L21 255H25L26 254V251H22ZM40 252H41V254H44L43 253V250L42 249H40ZM115 252V251H114ZM113 252V253H114ZM117 252V254H119V256L117 255V258H116V256H115V262H117L116 264H122V263H125V264H131L132 262H133V257H134V259H136L137 257L136 256H134V255H129V256H126V258H124L125 257V255L124 254H122L120 251L118 252V251H116ZM112 253V256H113V258H114V255L115 254H113ZM123 255V256H121V254ZM207 254V255H206ZM193 255V256H192ZM205 255V256H204ZM195 256V258H193ZM210 256H211V258H210ZM23 257V256H22ZM21 257V258H22ZM128 257V258H127ZM132 257V258H131ZM136 257V258H135ZM198 258V260L199 261H197V258ZM212 258H214V259H212ZM218 260H217V259ZM132 259V261H130ZM191 259V260H190ZM19 260H21L20 258H19ZM137 260L138 259H136L134 262L135 263H137ZM201 260H203L202 261V263L200 262ZM205 260V261H204ZM81 261L83 262V263H85V258L84 257H82L81 258ZM120 263H119V262ZM130 261V262H129ZM134 262H133V264H134ZM199 262V263H198ZM211 262V263H212ZM139 263H140V261H139ZM139 263H137V264H139ZM18 264V263H17ZM140 264H142V263H140ZM143 264H144V262H143ZM208 264V263H207Z\"/></svg>",
    "mask_w": 264,
    "mask_h": 264
}]
</instances>
